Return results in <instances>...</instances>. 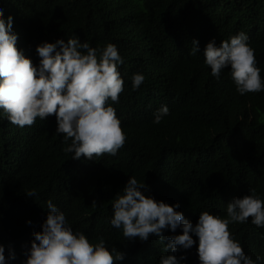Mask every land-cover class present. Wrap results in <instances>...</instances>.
<instances>
[{
	"label": "trees",
	"instance_id": "trees-1",
	"mask_svg": "<svg viewBox=\"0 0 264 264\" xmlns=\"http://www.w3.org/2000/svg\"><path fill=\"white\" fill-rule=\"evenodd\" d=\"M0 9L12 16L16 47L33 64L42 41L75 35L92 47L110 42L123 58L124 83L112 104L126 134L115 156L73 159L62 151L54 116L17 127L0 115V244L5 255L9 246L14 252L10 264H20L49 199L74 231L125 252L120 264H157L166 240H128L108 222L129 175L144 182L147 195L178 203L175 210L193 224L202 210L224 216L226 203L249 188L264 200V91L237 94L227 68L214 78L201 53L189 54L193 39L202 51L209 40L243 31L264 79V0H0ZM137 71L145 80L132 90ZM162 104L168 115L153 124ZM228 228L247 255L264 257V229L250 218ZM174 255L198 264L195 242Z\"/></svg>",
	"mask_w": 264,
	"mask_h": 264
},
{
	"label": "clouds",
	"instance_id": "clouds-1",
	"mask_svg": "<svg viewBox=\"0 0 264 264\" xmlns=\"http://www.w3.org/2000/svg\"><path fill=\"white\" fill-rule=\"evenodd\" d=\"M16 40L12 16H3L0 9V115L17 127L54 116L55 133L62 135L65 145L62 151L73 159L115 156L126 140L112 106L124 90L118 71L123 58L116 45L106 42L103 47H92L75 35L66 42L59 38L42 41L35 46L39 60L33 64L17 49ZM248 40L245 32L237 31L219 44L209 40L201 51L193 39L189 54L201 53L203 64L214 78L227 68L237 94L264 91L261 69ZM144 80L142 72H134L131 89L136 90ZM167 115L168 107L162 104L153 111L151 122L159 124ZM146 192L144 182L129 175L113 196L108 222L128 240L147 241L150 236L166 240L157 264H183L185 257L174 253L190 248L194 242L198 264H264L260 254L254 258L247 255L228 228L250 218L251 224L264 229V200L255 188L231 198L224 216L202 210L194 224L175 210L178 203L169 205ZM25 194L32 198L37 195L35 189ZM45 203L46 216L40 230L32 232L28 246L22 248L20 264H120L124 260L126 253L108 249L103 236L90 242L81 231L72 229L64 212L50 199ZM177 228L179 234L163 235L165 229L175 233ZM13 259L11 247L5 255V246L0 244V264H10Z\"/></svg>",
	"mask_w": 264,
	"mask_h": 264
},
{
	"label": "rangeland",
	"instance_id": "rangeland-1",
	"mask_svg": "<svg viewBox=\"0 0 264 264\" xmlns=\"http://www.w3.org/2000/svg\"><path fill=\"white\" fill-rule=\"evenodd\" d=\"M256 117H258L259 119H263V116H256Z\"/></svg>",
	"mask_w": 264,
	"mask_h": 264
}]
</instances>
